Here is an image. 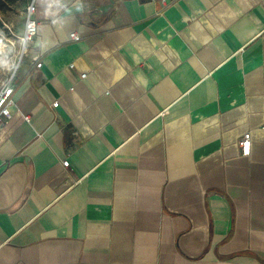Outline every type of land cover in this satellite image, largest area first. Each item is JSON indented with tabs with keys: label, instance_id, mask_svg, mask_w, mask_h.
Wrapping results in <instances>:
<instances>
[{
	"label": "crops",
	"instance_id": "0c3cea01",
	"mask_svg": "<svg viewBox=\"0 0 264 264\" xmlns=\"http://www.w3.org/2000/svg\"><path fill=\"white\" fill-rule=\"evenodd\" d=\"M39 2L0 264H264V0Z\"/></svg>",
	"mask_w": 264,
	"mask_h": 264
},
{
	"label": "built area",
	"instance_id": "2783aa9c",
	"mask_svg": "<svg viewBox=\"0 0 264 264\" xmlns=\"http://www.w3.org/2000/svg\"><path fill=\"white\" fill-rule=\"evenodd\" d=\"M39 1L49 0H27L25 6L23 29L20 34H14L9 38L0 39V62L5 63V70L0 75V129L4 127L8 118L11 116L10 106L14 104L13 93L15 89V77L27 52L28 44L36 40L38 34V21L35 18L36 4ZM7 29L11 30L9 26ZM72 39L78 38L75 32H71ZM41 62L36 63L40 67ZM72 67V64L69 65ZM82 77L85 74H81ZM12 87V93L9 95L3 89ZM56 102H54L55 104ZM28 120V116H24ZM238 147L243 155H248L251 150V135L247 131L238 139ZM62 165L68 167V160H63Z\"/></svg>",
	"mask_w": 264,
	"mask_h": 264
},
{
	"label": "rangeland",
	"instance_id": "374dc122",
	"mask_svg": "<svg viewBox=\"0 0 264 264\" xmlns=\"http://www.w3.org/2000/svg\"><path fill=\"white\" fill-rule=\"evenodd\" d=\"M26 3L27 0H0V39L9 38L12 33L20 34ZM36 7L39 9L40 2H37Z\"/></svg>",
	"mask_w": 264,
	"mask_h": 264
},
{
	"label": "clouds",
	"instance_id": "9594fccd",
	"mask_svg": "<svg viewBox=\"0 0 264 264\" xmlns=\"http://www.w3.org/2000/svg\"><path fill=\"white\" fill-rule=\"evenodd\" d=\"M0 34H2V33H0ZM5 63H3V62H0V75H2L3 74V72H4V70H5ZM12 87H9V88H6V89H3L2 91H4V92H7V94H11L12 93Z\"/></svg>",
	"mask_w": 264,
	"mask_h": 264
}]
</instances>
